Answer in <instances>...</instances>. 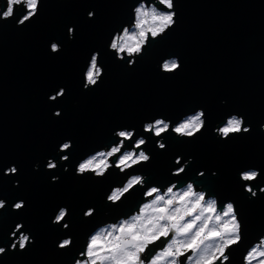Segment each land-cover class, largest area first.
Segmentation results:
<instances>
[{"label": "water", "instance_id": "water-1", "mask_svg": "<svg viewBox=\"0 0 264 264\" xmlns=\"http://www.w3.org/2000/svg\"><path fill=\"white\" fill-rule=\"evenodd\" d=\"M134 6L133 0H48L24 26L16 25L22 7L13 19L0 22V198L7 201L0 212V246L10 247L9 234L17 223L34 238L25 251L0 256V264H74L96 227L136 206L143 189L122 204L106 203L111 187L125 179L116 170L103 179L75 174L80 159L116 142L112 133L122 128L135 129L137 137L144 135L148 141L145 150L152 159L135 171L146 175L149 185L192 180L221 204L235 202L244 243L233 250L231 264H240L246 246L264 235V193L259 192L264 186V0H176L175 27L151 42L129 67L108 44L115 31L131 23ZM89 11L94 18H88ZM70 26L75 28L72 40ZM52 41L62 45L57 54L50 52ZM93 52H99L104 74L96 87L84 90L83 71ZM171 56L182 67L165 75L159 64ZM61 87L65 96L50 102L49 95ZM197 108L205 111L207 125L194 139L169 133L163 138L166 149L160 150L156 138L143 132L146 121L163 117L175 123ZM55 110L62 115L54 116ZM233 113L243 116L251 131L222 140L213 129ZM65 140L73 147L58 154ZM65 154L67 162L46 170L48 159L59 162ZM177 156L182 163L189 157L193 162L173 177ZM37 163L38 171L33 169ZM11 165L18 174L3 175ZM249 168L261 173L252 184L258 195L251 199L239 179ZM200 171L203 177L197 176ZM54 176L58 182H52ZM18 200L25 207L14 211ZM61 206L69 210L66 230L51 222ZM89 207L95 214L84 218ZM67 236L73 244L60 250L57 244Z\"/></svg>", "mask_w": 264, "mask_h": 264}, {"label": "clouds", "instance_id": "clouds-1", "mask_svg": "<svg viewBox=\"0 0 264 264\" xmlns=\"http://www.w3.org/2000/svg\"><path fill=\"white\" fill-rule=\"evenodd\" d=\"M42 2L48 0H0V22L8 21L15 17V10L23 8L24 12L16 21L17 27L24 26L26 22L34 19L40 10ZM133 18L130 24H125L120 30L115 31L108 44V49L114 52L115 57L133 67L137 58L143 55L145 49L153 41L165 36L177 20L175 11L176 0H133ZM94 11L88 12V18H94ZM3 24L0 23V34ZM68 39L75 38V28L67 29ZM52 54L62 50V45L56 41L49 44ZM99 52H93L83 71V89L89 90L96 87L101 81L104 69L99 63ZM182 67L181 61L176 56L165 58L159 69L165 75H173ZM65 88L49 95L50 102L63 98ZM226 103V101H221ZM53 115L60 117V110H55ZM207 125L206 113L197 108L194 112L183 115L173 123L163 117L143 123V132L156 138V147L166 149L163 138L172 133L179 139H194L202 133ZM264 131V124L260 125ZM251 131V126L246 125L243 116L231 114L224 121L214 127V134L222 139L244 135ZM116 142L99 148L79 160L75 167L77 176L91 175L95 179H103L109 172L116 170L118 175L125 179L111 187L106 195V203L116 206L122 204L127 197L138 189H143L142 196L137 204L126 215H121L114 220L103 222L86 237L83 251H80L74 264H231L232 252L244 243L243 222L234 201L226 200L223 204L215 195L197 186L192 180L181 184L175 180L165 185L148 184V177L135 169L150 163L152 157L145 150L148 144L144 135L136 136L135 129L122 128L112 133ZM130 145V146H129ZM73 145L71 140H65L59 145V153L70 152ZM69 155H61L60 161L48 159L45 168L55 171L59 163L67 162ZM177 156L174 163L179 167L172 170L173 177L186 172L193 158L183 161ZM2 167V158H0ZM34 170H39V164L33 165ZM67 165L64 171H68ZM16 175L18 168L11 165L3 169V175ZM204 171L197 173L203 177ZM212 175H216L215 172ZM260 171L249 168L239 173V179L244 184V191L249 198L258 195L252 184L260 178ZM59 177H52V182H58ZM14 186H19L14 181ZM264 193V186L259 188ZM7 207V201L0 198V212ZM25 207L23 200H18L12 205L14 211ZM95 214L94 208H87L83 212L84 218H91ZM69 210L65 206L59 207L55 212L52 223L68 229L65 222ZM107 215V213H106ZM0 216V228H2ZM24 225L17 223L10 232L9 239L12 243L9 248L0 246V256L9 250L25 251L34 243V238L25 231ZM19 234V235H17ZM73 244V238H62L57 247L66 250ZM240 264H264V235H259L256 240L247 245L241 254Z\"/></svg>", "mask_w": 264, "mask_h": 264}, {"label": "built area", "instance_id": "built-area-1", "mask_svg": "<svg viewBox=\"0 0 264 264\" xmlns=\"http://www.w3.org/2000/svg\"><path fill=\"white\" fill-rule=\"evenodd\" d=\"M19 9V8H18Z\"/></svg>", "mask_w": 264, "mask_h": 264}]
</instances>
